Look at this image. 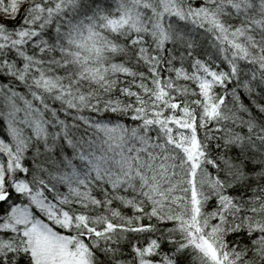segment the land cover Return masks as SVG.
Returning a JSON list of instances; mask_svg holds the SVG:
<instances>
[{"label": "snow or ice", "instance_id": "1", "mask_svg": "<svg viewBox=\"0 0 264 264\" xmlns=\"http://www.w3.org/2000/svg\"><path fill=\"white\" fill-rule=\"evenodd\" d=\"M185 254L264 264V0H0V264Z\"/></svg>", "mask_w": 264, "mask_h": 264}, {"label": "trees", "instance_id": "2", "mask_svg": "<svg viewBox=\"0 0 264 264\" xmlns=\"http://www.w3.org/2000/svg\"><path fill=\"white\" fill-rule=\"evenodd\" d=\"M242 99L244 100L245 104L250 105L251 102L246 97L242 96ZM229 104H231V100L230 99H229ZM128 211H129V214H130V210H128ZM164 247H165V250L168 249V245L167 244H165ZM191 260H192V257L187 255V254H185V256L181 257V264H191Z\"/></svg>", "mask_w": 264, "mask_h": 264}]
</instances>
